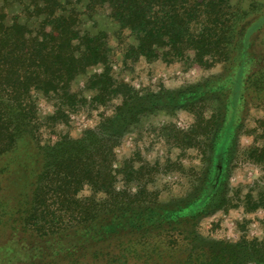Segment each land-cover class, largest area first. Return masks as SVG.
I'll return each instance as SVG.
<instances>
[{"label": "rangeland", "instance_id": "1", "mask_svg": "<svg viewBox=\"0 0 264 264\" xmlns=\"http://www.w3.org/2000/svg\"><path fill=\"white\" fill-rule=\"evenodd\" d=\"M255 1L264 7V0ZM243 4L249 7L250 0ZM77 9L83 32L105 35L115 80L144 98L133 101L146 107L139 120L128 117L116 126L121 135L115 167L117 189L131 196L140 193L133 206L151 208L143 211L150 227L142 225L144 218L123 216V222L136 223L132 232L77 249V256L75 251L66 255L67 249L60 250L56 242H18L26 211L21 200L36 187L43 167L29 163L23 151L13 162L8 158L0 163V264H264V93L249 96L246 77L241 74L237 80L234 68L225 73L227 61L201 63L193 51L175 61L143 56L132 60L126 50L136 39L107 7L92 8L84 1ZM8 13L9 22L15 15L25 20L19 5ZM261 17L241 27L235 37V55L242 58L245 48L249 69L264 63V56L253 54L264 51ZM102 70L91 67L72 81L71 93L77 95L73 108L55 93L33 91L42 148L53 152L83 138L105 114L115 113L121 97L105 106L92 101L97 92L90 79ZM195 111L206 117L214 113L218 133L213 126L193 131ZM189 130L188 138L181 134ZM92 194L88 185L80 192L81 197ZM154 219L161 221L153 225Z\"/></svg>", "mask_w": 264, "mask_h": 264}, {"label": "trees", "instance_id": "2", "mask_svg": "<svg viewBox=\"0 0 264 264\" xmlns=\"http://www.w3.org/2000/svg\"><path fill=\"white\" fill-rule=\"evenodd\" d=\"M84 1L92 8L107 7L121 27L131 31L136 43L129 45L126 54L132 60L143 56L175 61L193 51L201 63L212 58L227 61L225 73L234 68L237 80L241 74L246 77L249 96L264 93V63L249 69L245 48L242 58L233 50L241 27L258 16L264 20L263 4L255 0H250L249 7L243 6L249 0H0V163L8 158L13 162L24 151L29 163L43 165L36 187L21 200L26 210L21 216L24 235L17 239L27 246L56 242L60 250L67 249L66 255L109 241L112 234L132 232L136 223L123 222V216L144 218L142 225L150 227L143 211L151 208L133 206L140 193L131 196L117 189L115 167L121 135L116 126L128 117L139 120L146 107L133 101L144 98L134 87L115 80L105 35L80 29L77 5ZM14 5L21 6L24 21L19 15L8 21V9ZM253 54L264 56V51ZM235 56L240 58L236 63ZM95 66L103 70L90 79L91 89L97 92L92 101L105 106L119 96L122 103L83 138L53 152L42 148L37 141L33 91L55 93L73 108L77 95L71 93L72 81ZM195 114L193 131L213 126L218 133L214 113L210 117ZM181 132L188 138L191 131ZM194 135L197 139L201 133ZM87 185L93 194L81 197ZM159 221L154 219L153 225ZM108 225L111 229H106Z\"/></svg>", "mask_w": 264, "mask_h": 264}]
</instances>
